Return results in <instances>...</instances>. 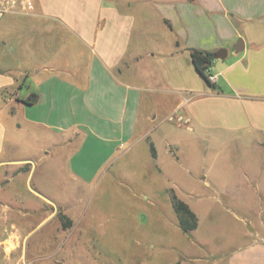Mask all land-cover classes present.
<instances>
[{"label": "crops", "instance_id": "crops-1", "mask_svg": "<svg viewBox=\"0 0 264 264\" xmlns=\"http://www.w3.org/2000/svg\"><path fill=\"white\" fill-rule=\"evenodd\" d=\"M33 1L31 14L4 19L36 21L30 22L31 36H18L20 41L10 47L13 55L5 51L10 37L30 24L0 22L5 40L0 41L1 58L12 60L28 47L37 58L28 67L17 57L0 68V181L9 182V172L16 177L22 169L31 171V157L15 156L16 137L10 127L34 130L36 138L43 134L39 151L47 158L55 149L62 151L65 163L66 146L73 144L68 169L84 183L95 180L119 149L140 140L149 143V151L153 145L152 158L158 161L161 134L155 129L179 113L189 121L184 128L190 133L224 129L264 135V0ZM146 8L158 18L155 22L143 12ZM239 38L244 49L236 53ZM191 49L227 51L224 60H214L209 68L214 88L194 69ZM31 94L37 101L24 104ZM153 97L170 104L155 126L157 110L143 107L144 98L151 104ZM198 183L207 189L215 185L208 177ZM33 193L47 201L42 192ZM183 202L198 225L185 234L177 221L173 232L180 244L171 250L179 260L171 264H264L261 234L243 226L235 232L242 242L213 249L212 227H204L199 212ZM0 207L15 212L3 197ZM225 213L236 222L241 219L228 209ZM57 215L54 210L52 217Z\"/></svg>", "mask_w": 264, "mask_h": 264}, {"label": "rangeland", "instance_id": "rangeland-1", "mask_svg": "<svg viewBox=\"0 0 264 264\" xmlns=\"http://www.w3.org/2000/svg\"><path fill=\"white\" fill-rule=\"evenodd\" d=\"M143 12L153 22L158 19L148 8ZM33 27L31 23L19 35L14 33L5 51L13 55L9 50L20 41L17 37H30ZM1 37L2 33L0 41H5ZM29 48L17 54L26 67L37 60ZM3 50L0 44V68L17 60L1 58ZM146 99L143 107L157 110L153 125H158L168 113L169 101L160 99L159 104L153 97L150 104ZM175 124L166 121L155 129L161 134L158 161L152 158L149 143L140 140L119 149L89 183L69 172L73 144L66 146L65 163L62 151L55 149L51 158L39 151L43 134L36 138L34 130L10 127L16 137L15 156L31 157L32 162L30 172L22 169L16 177L9 172L11 180L0 181V197L15 211L0 207V241L7 240L0 242V263L22 257L28 264L174 263L179 257L171 247L180 241L173 232L177 217L169 197L171 189L199 212L204 227H212L211 248L223 250L242 242L235 232L243 226L264 237V135L224 129L190 133L184 125L177 128ZM203 177L214 187L199 184ZM37 191L47 201L33 193ZM227 209L241 217L239 222L225 213ZM54 210L71 221L69 228L62 229L58 216L52 217ZM10 214L14 217L7 219Z\"/></svg>", "mask_w": 264, "mask_h": 264}, {"label": "trees", "instance_id": "trees-1", "mask_svg": "<svg viewBox=\"0 0 264 264\" xmlns=\"http://www.w3.org/2000/svg\"><path fill=\"white\" fill-rule=\"evenodd\" d=\"M193 1V0H190ZM190 59L192 65L196 72L202 77V79L206 82L209 87L214 88L215 85L209 81L208 72L209 68L211 67L212 63L214 62L212 58L211 52L201 51L191 49L189 50ZM37 101V95L31 94L22 102L26 105H32ZM150 152L153 158L156 157L155 149L153 145L150 143ZM169 197L172 204V208L176 214L178 226L181 231L185 234H189L190 232L194 231L197 228L198 220L196 215L191 211L189 206L181 201L174 191L171 189L169 190ZM58 219L60 220L62 229H67L71 226V221L64 216L62 213L58 212Z\"/></svg>", "mask_w": 264, "mask_h": 264}, {"label": "built area", "instance_id": "built-area-1", "mask_svg": "<svg viewBox=\"0 0 264 264\" xmlns=\"http://www.w3.org/2000/svg\"><path fill=\"white\" fill-rule=\"evenodd\" d=\"M35 9L33 0H0V22L6 17L12 15H27L31 14ZM208 78L211 83L215 82V79L209 74ZM170 122L175 121L178 126L188 125L189 121L186 120L182 115H177L176 117H170L168 119ZM0 264H28L26 259L22 257L20 260L6 259Z\"/></svg>", "mask_w": 264, "mask_h": 264}, {"label": "water", "instance_id": "water-1", "mask_svg": "<svg viewBox=\"0 0 264 264\" xmlns=\"http://www.w3.org/2000/svg\"><path fill=\"white\" fill-rule=\"evenodd\" d=\"M244 49V42L242 38H239L237 43L234 46V51L240 53ZM227 51L225 49H220L217 52L212 54L213 60H224L226 58Z\"/></svg>", "mask_w": 264, "mask_h": 264}]
</instances>
